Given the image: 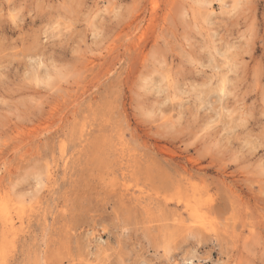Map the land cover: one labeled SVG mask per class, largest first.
<instances>
[{
  "label": "rangeland",
  "instance_id": "1",
  "mask_svg": "<svg viewBox=\"0 0 264 264\" xmlns=\"http://www.w3.org/2000/svg\"><path fill=\"white\" fill-rule=\"evenodd\" d=\"M0 264H264V0H0Z\"/></svg>",
  "mask_w": 264,
  "mask_h": 264
},
{
  "label": "bare ground",
  "instance_id": "2",
  "mask_svg": "<svg viewBox=\"0 0 264 264\" xmlns=\"http://www.w3.org/2000/svg\"><path fill=\"white\" fill-rule=\"evenodd\" d=\"M152 2V1H151ZM158 4V3H157ZM148 7V6H147ZM157 8V7H156ZM120 31V30H119ZM118 31V32H119ZM2 51V50H1ZM230 54V53H229ZM86 59V58H85ZM232 60V59H231ZM90 62V61H89ZM72 64V63H71ZM81 64V63H80ZM85 65V64H84ZM71 66V65H70ZM71 69V68H70ZM154 72V71H153ZM242 72V71H241ZM55 75V74H54ZM63 75H64V73H63ZM224 87V86H223ZM188 157V156H187ZM224 170V169H223Z\"/></svg>",
  "mask_w": 264,
  "mask_h": 264
}]
</instances>
